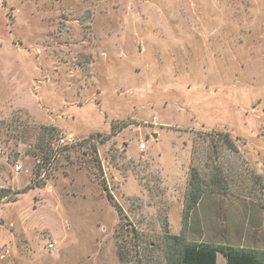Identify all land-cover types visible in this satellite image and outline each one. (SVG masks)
I'll return each mask as SVG.
<instances>
[{
  "label": "rangeland",
  "instance_id": "374dc122",
  "mask_svg": "<svg viewBox=\"0 0 264 264\" xmlns=\"http://www.w3.org/2000/svg\"><path fill=\"white\" fill-rule=\"evenodd\" d=\"M191 168L264 251V0H0V264H168Z\"/></svg>",
  "mask_w": 264,
  "mask_h": 264
},
{
  "label": "trees",
  "instance_id": "16d2710c",
  "mask_svg": "<svg viewBox=\"0 0 264 264\" xmlns=\"http://www.w3.org/2000/svg\"><path fill=\"white\" fill-rule=\"evenodd\" d=\"M118 130V128L116 129L115 126L112 125L111 135H115ZM217 136L223 137L222 142L225 144L226 148L230 149L231 151H236V147L233 145L228 133H218ZM209 141L211 147L216 145V142H214L212 139ZM217 171L220 170L217 169ZM208 180L212 186L217 188V191H226V185L220 172L211 174ZM208 182H205L201 178L198 170L195 168L190 169L188 178L189 189L182 212L181 231L177 235L165 233L163 236V255L167 263L216 264L217 253H221L224 257L225 264H264L263 250L254 247L234 246L226 243L214 244L206 241H195L190 240L187 237L186 233L191 212L196 206L200 204L205 194L204 186L208 184ZM0 196H2V194H0ZM135 262L140 263L138 260Z\"/></svg>",
  "mask_w": 264,
  "mask_h": 264
},
{
  "label": "built area",
  "instance_id": "2783aa9c",
  "mask_svg": "<svg viewBox=\"0 0 264 264\" xmlns=\"http://www.w3.org/2000/svg\"><path fill=\"white\" fill-rule=\"evenodd\" d=\"M58 142L61 143V144H65V139L59 137ZM19 170H20V166L19 165L14 166V171L15 172H18ZM47 247L50 249V248H52V245L51 244H48ZM116 264H127V263L126 262L119 261Z\"/></svg>",
  "mask_w": 264,
  "mask_h": 264
},
{
  "label": "crops",
  "instance_id": "0c3cea01",
  "mask_svg": "<svg viewBox=\"0 0 264 264\" xmlns=\"http://www.w3.org/2000/svg\"><path fill=\"white\" fill-rule=\"evenodd\" d=\"M216 264H217V256H216ZM222 264H225V261H223V263Z\"/></svg>",
  "mask_w": 264,
  "mask_h": 264
}]
</instances>
